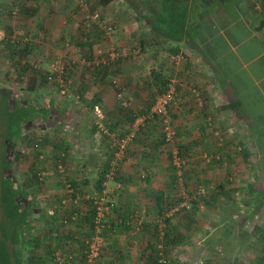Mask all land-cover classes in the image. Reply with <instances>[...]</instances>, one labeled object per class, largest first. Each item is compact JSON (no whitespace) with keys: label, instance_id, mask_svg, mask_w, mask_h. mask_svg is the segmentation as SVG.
Masks as SVG:
<instances>
[{"label":"crops","instance_id":"1","mask_svg":"<svg viewBox=\"0 0 264 264\" xmlns=\"http://www.w3.org/2000/svg\"><path fill=\"white\" fill-rule=\"evenodd\" d=\"M187 6L192 13L179 35L169 32L172 25L156 21L153 8H132L128 51L121 41L123 32H118L115 46L123 60L118 68L109 67L103 79L87 66L110 63L103 49L104 57L95 61L100 54L96 47L99 30L80 25L70 33L58 25L61 31L54 35L58 39L54 45L62 46L68 40L60 39L65 34L74 38L64 53L69 60L66 83L42 87L38 81L34 93H17L23 105L40 112L28 129L45 148L54 146L55 135L60 133L68 149L69 179L87 183L86 189L96 192L93 182L96 185L103 169H111L112 176L103 185L115 209L108 215L100 264H153L159 243L170 264H264V0H188ZM103 33L108 32L103 29ZM86 38L91 46H83ZM43 63L45 71L38 72L46 76L49 61ZM155 70L167 82L165 91L171 83L176 88L177 106L171 115L178 134L176 149L186 162L183 184L172 174L169 178L164 167L165 161L172 160V146L162 141V125L157 120L141 122L137 146L127 157L114 153L115 130L127 122L119 113L121 103L112 77L132 98L130 109L137 113L136 122L154 103L151 89H159ZM200 91L203 107L194 103ZM29 93L34 96L31 104ZM189 93L193 100L184 104ZM199 153L210 162L208 166L226 168L221 174L206 171L215 183L208 196L198 194L196 184L189 185L190 177L202 176L196 175L202 169H194ZM188 165L192 166L189 170ZM59 183H53L54 190ZM43 185L47 187L46 182ZM183 193L188 194L190 211L171 212ZM65 198L69 199L67 207L59 212L66 211L70 218L67 226H59L55 204L39 203L45 211L32 224V234L40 246L23 253L26 260L32 258L31 264H84L85 248L80 243L89 230L75 221L84 223L87 207L74 205L68 195ZM215 205V212L200 214L199 210Z\"/></svg>","mask_w":264,"mask_h":264},{"label":"rangeland","instance_id":"2","mask_svg":"<svg viewBox=\"0 0 264 264\" xmlns=\"http://www.w3.org/2000/svg\"><path fill=\"white\" fill-rule=\"evenodd\" d=\"M24 1H25L24 4L29 7H32L33 4L38 5V12L34 15L30 13L22 14V12L19 10V7L16 6L15 4V3H19L20 1L0 0V85L4 87V90L7 89L5 91H7V95H8L7 96L8 98L6 99V98H2L0 93V264H6L8 262L9 256L7 253L8 252L7 249L9 248L12 240H14L17 234L21 232L19 229H16L18 227V222H16V220L17 219L19 220V218L21 219V215L19 218H14L10 206L7 204V202H4L2 199V191H3L2 182L4 181L3 180L4 176H6L16 184L17 182L22 185L27 184L31 174L29 168L31 167L32 163L35 162L34 159L36 158L35 156L36 153L34 154L35 151L33 150L30 151V150L34 144L33 141L35 139L37 140L38 143H40L38 140L39 137L37 138V136L32 135L31 131H29V133L27 134L28 135L27 139L29 142L27 143V141H25V146L22 145L17 147L14 143L10 142V139L7 138V135L9 136L11 135V131H15L16 121L23 118V116H25L26 114L25 110L22 109L21 106L22 100L19 97V94H17L18 91H23V90L31 91L30 86H32L33 88L35 87V85L39 81V76L36 74L37 71L38 70L45 71L43 68L46 65L43 63L44 61L46 63L47 61H49L48 71H50L51 64L54 58L61 57L65 61L66 68L68 69L69 60L66 61V56L64 55V53H66V49H68L69 47L71 49L74 43L73 41L74 38L72 35L67 36L65 34L64 36H60V39L62 38L67 39L66 37H68V40L62 41L64 47L63 44L62 46L54 45V43L58 41L57 38H54V35H57V32L61 31L60 29L58 31V25H61V28L63 27L64 30L66 28L65 31L68 30L70 33L77 31V29L81 27L80 25H84V26L86 25V27L95 26L96 31L99 30V34H100V36H98L100 40L96 45V47L98 48L97 49L98 51L97 50L96 51L97 53L100 52V54L95 55L96 56L95 61H98V59L104 57V55H102L103 50H105L109 54L110 58L108 57L106 59L110 60L112 58L111 54L114 50H116L118 53H121L116 48L118 43L117 42L118 32H123V34H121L120 36L121 41L125 42L126 52L128 51V38H129L128 35H129V25H130L129 23L131 16L134 15L132 14L133 13L132 8L128 7V5L121 2V0H110L108 1L107 5H103L101 0H71L72 1L71 3L69 0H24ZM91 7L94 8L93 11ZM155 10H158V12L160 11L159 5L157 6V8H155ZM94 12L99 13L100 17L93 22L90 20V18L88 19L87 16L92 15ZM139 25L140 23L138 22V26ZM108 27H112L113 30L108 31ZM170 28H168L169 32L171 30H174L173 28L172 29ZM103 29L107 30L108 35L103 33ZM94 33L96 34V32ZM5 35H8L9 38L11 37L12 42L14 44L18 41L17 46L11 48L6 45L7 44L6 42L4 41L2 42L1 40L2 38H4ZM28 41L30 42L31 49L28 50V52L24 53L25 54L24 57H21L18 52L24 50L25 44ZM73 49L75 48L73 47ZM79 58L80 60H82V62H84L83 59L84 57L79 56ZM79 58H77L78 59L77 61H79ZM86 61L88 60L86 59ZM24 63L25 65H30L28 68L29 71L24 70L23 68L25 66ZM23 76L27 77V80L26 79L23 80L22 78ZM23 81L27 83H24ZM69 89L71 90V92H73L71 88ZM201 90L203 91L204 89L201 88ZM202 91L196 92V94L198 93L199 96L197 95L196 97L197 100H195L196 102H194L201 107L204 106V103L201 104L200 102L204 101L203 92L205 90L203 92ZM34 92L35 90L32 91V93ZM32 93L31 95L29 93V97H28L29 100L31 99ZM55 96L59 98L58 95ZM188 96L189 97L186 98L184 104H187L186 101L189 102L193 100L192 93H189ZM190 97H192V99ZM134 128H135L134 124L130 126L128 123L121 122L120 128L115 130V136L121 138L123 135H126ZM157 128H158V133L161 137V131H160L161 128L158 125ZM18 131L19 130H17V132ZM57 136H59L58 141H60V133L59 135L57 134ZM116 137H115V141L117 139ZM132 143L133 142H131L127 147L129 149L131 148L130 153L132 152L133 147L137 146L135 145V143L133 144ZM171 146L172 147L170 151L172 156V152L177 146V143ZM43 149L48 155L47 157L49 158L47 163L51 164L50 167L46 168L47 170H45L44 168L45 171H43L45 172L44 181L46 182L47 187L45 188L44 186L45 188L44 189L43 185L35 184L34 186L30 185L27 188H29V190L31 191L30 195H32V197H34V199L37 200V202L43 203L46 206H48V204L52 206L55 204L57 206L56 209L58 210V212L55 211L56 214L54 215H56L57 222L60 224L59 226H61L62 224L60 222V218L62 212H59V209L61 205V200L62 198H64L62 195L65 191V184H64L65 177L61 175L57 171V169H55L54 166H52V160L55 159L54 158L55 156L53 157V155H55L54 153L57 152L55 151L54 146L50 147V149L49 147L46 148L44 147ZM23 150H25V152H23ZM18 152H20V154L23 153L22 154L23 157H19L16 160H14L15 165L12 166L11 165L12 160L16 158L15 156H17ZM58 152L60 151L58 150ZM128 153L125 154L126 157ZM200 155H201L200 161L194 166L196 167L194 169L196 170L202 169L201 172L198 171L196 174L202 176L197 177L199 178L198 180H196L193 177H190L189 185L194 186V184H196L195 185L197 186L196 188H198V186L203 188L206 192L205 195L208 196L207 193L209 191H212L213 188L212 186L215 185V183L209 177L208 175L209 173H207L206 171H213L217 174H221L226 171V168L223 166V167H219L216 170L214 167L208 166V163L210 162H208L207 159L204 156H202V154ZM7 157L9 159L8 160L9 162L7 161ZM123 165H125V163ZM190 166L191 165L187 166L188 170L189 168L192 167ZM164 167L167 170H169L168 171L170 173L169 178H171V174H172L173 177L176 176L177 177L176 180L179 181L177 174L178 169L173 164L172 160L165 161ZM67 173L70 174L69 168L67 169ZM60 179H62L63 181ZM165 179L166 178H164V180ZM194 179L195 182H192ZM55 181H57V183L61 182L59 183L58 188H56L57 191L54 190L53 188V183ZM93 185L95 187L94 182ZM110 187H115V186H110ZM89 190L93 191L92 188H90ZM109 201L114 202L112 198H109ZM215 208L216 205L215 207L214 206L206 207L205 210L204 209L199 210V212L202 215H210L211 211L214 212L216 211ZM35 229L38 231L36 227ZM42 233H44L43 230L41 231V234ZM6 255L8 257H6Z\"/></svg>","mask_w":264,"mask_h":264},{"label":"trees","instance_id":"3","mask_svg":"<svg viewBox=\"0 0 264 264\" xmlns=\"http://www.w3.org/2000/svg\"><path fill=\"white\" fill-rule=\"evenodd\" d=\"M18 1H20V2L15 3V4H16V6L19 7V10L22 12V14L30 13V14L34 15L38 12V5L33 4L32 7H29V6H26L24 4V2H25L24 0H18ZM101 1H102L103 5H107L108 1H110V0H101ZM121 2L128 5V7H131L133 9H137V10L141 9V10L145 11V9H148V8L152 9L153 8L154 12H156V17H155L156 21L158 23L164 22L166 25H172L171 27H173V29H174L173 30L174 35L180 34L179 32L189 22L188 20L190 19V15L192 13V11L189 12V10H188V6H187L188 0H121ZM155 5L156 6L159 5V7H160L159 12H158V10H155V8H156ZM91 9H92V11L94 10L93 7H91ZM1 41L6 42L7 43L6 45L8 47H11V48L17 46V42H18L17 41L14 44L12 42L11 37L9 38L8 35H5ZM87 41L88 40L86 38V40L83 41L84 43H82L83 46H91L89 44V42H87ZM30 49H31V45H30V42L28 41L25 44L24 50L19 51L18 53L20 54L21 57H24L25 56L24 53L28 52V50H30ZM174 52H176V51H174ZM90 58H92L91 55H90V57H88V61L91 60ZM122 60L123 59H121V56H119V57L115 58L113 61H111V59L107 60V61H110V63H109L110 65L107 63L106 64L100 63L98 65L97 64L95 65V63H91L90 65H87V66L90 70L95 71L97 73V75L98 76L100 75V78L103 79L106 77V75H107L106 71L109 69V67L111 68V66H112L114 69L116 66V68H118ZM24 65H25V63H24ZM29 66L30 65H25L23 67L24 70L29 71V69H28ZM66 70H68V69H66ZM154 72L155 73L153 76L159 82V89H157V91H155V92H153V90L151 89L152 94H151L150 98H151V100H153V102L155 101L154 99H155V96L157 94L163 93L165 91V89H166L165 87H166V83H167L164 76L161 74L160 70H155ZM36 74L38 76L40 75L39 76V82H40V85L42 87L46 86L47 83H53V82L57 81V80H54V81L49 80V78H48L49 77V71L47 72L46 76H44V74H42V72H38V71ZM113 78H114V75L112 77V81H113ZM65 80H66V76H65ZM23 82L27 83L25 81H23ZM111 85H112V82H111ZM30 88H31L30 90L32 92L33 90H35L36 87L33 88L32 86H30ZM5 90H7V89H5ZM5 90H4V87L2 85H0L1 97L7 99L8 95H7V91H5ZM92 101H94L92 103V105L95 106V104L97 103V100L93 99ZM31 102L32 101L30 100L29 103L31 104ZM50 104L52 106L54 105L53 102ZM21 106H22V109L25 110L26 114H25V116H23V118H21L17 121L15 120L16 121L15 131H11L10 136L7 135V138L10 139V142L14 143L17 147L20 146L21 141L23 142L21 144V146L22 145L25 146V141H27V143L29 142L27 139V136H28L27 134L29 133L28 128L32 124V122L35 121L34 119L37 120L38 116L40 115V112L37 113L34 110L32 111L30 108H28L27 106H25L23 104H21ZM119 113L121 114V118L124 121H126L130 126L133 125V123L135 122V119L137 117V115H136L137 113H135V111L133 109H130V107L125 108V107L121 106ZM13 116H14V114H13ZM146 121H148V120H146ZM26 123H28V124L26 125ZM44 126H45V124H44ZM20 128H21V131H20ZM17 130H19V131L17 132ZM15 133H16V135H15ZM55 136H57V134ZM137 139H139L138 134L135 136V138L133 139L132 142L136 143ZM45 140L47 141L46 138H45ZM58 140H59V136L55 137L53 143H54L55 151H57V152L54 153L55 155H53V157L55 156V159H54L55 161H57L58 158H61L62 161L65 163V156L61 157V152L65 153V155H66L68 149L66 150V147H64L61 137H60L61 141H58ZM163 141H164V139H163ZM39 142L40 143H38L36 139L33 141V143H34L33 146L38 143L42 150L34 152V154L36 153L35 154L36 158L34 159L35 162H33L31 167L29 168L31 174H30V179L28 180L27 184L22 185V184H19L17 181H16L17 182V184H16V183L12 182V180L6 176H4V179H3L4 181L2 182V188H3L2 199H3V201L7 202V204L10 206L11 211H12V215L14 218H19L21 215V219L20 218H19V220L15 219L16 222H18V227L16 229H19L21 232L19 234H17V236H16V238H14V240H12L9 248L7 249V251H8L7 253L9 256L8 257L6 255V257H8V262H7L8 264H31L30 263L32 260L31 257H29L30 259L28 258L29 261L23 257L24 250H26V248H32L33 249V247L35 249H37L40 246L39 240L37 238L33 237L32 224L34 222H36L37 219H39V217H40L39 214L43 213L45 211V209L40 206L39 202H37V200H35L34 197H32V195H30L31 191L29 190V188H27L28 186H30V185L34 186L35 184L43 185L45 181H44V179L41 178L39 172L47 170L46 168L50 167V165H51L50 163H47V161L44 162L43 160L39 159V154L44 151V149H43L44 148V142L41 140H39ZM127 147H126L123 155L121 156V158H124L126 153H128V152L130 153L131 148L129 149ZM58 150L60 152H58ZM118 150H119V143L117 142V145L114 148V153L116 154L118 152ZM137 152L138 151H136V153ZM22 154H20V152L17 153V156H15L16 158L12 160V163H11L12 166L15 165L14 160H16L19 157H23ZM8 160L9 159L7 157V161ZM54 160H52V161H54ZM120 160H122V159H120ZM44 163H45V165H44ZM110 165H112V163H110ZM52 166H54L56 169V166L54 163H52ZM44 168H45V170H44ZM109 171H111V169H109L107 167L101 171V177L95 185V188H96L95 191L97 193H102L104 191L105 187H104L103 183L109 177V174L111 173ZM67 179H68V181H70L72 183V185L76 191H79L82 193L83 191L88 190V189H86L87 183H84V185H82L75 179H69L68 175H67ZM43 188H44V185H43ZM67 195H68V192H66V189H65V195L64 196L66 197ZM110 203L114 204L113 209H115V203L112 201ZM171 204H172V202H171ZM79 206H83L85 208L87 207L86 213L83 216V222L84 223L81 225L80 222H77V219L75 222H76V225L79 224L78 226H82L83 228H87L89 230L87 233V235H88L91 232H93V230L95 228V209H94L93 205L90 202L86 201L85 199H80ZM64 212H66V211H64ZM64 212H62L63 216H61L60 222H61V224L67 226L68 223H70V218L67 217L64 214ZM15 216H17V217H15ZM64 221H67L68 223L65 224ZM139 226L141 227V224ZM83 228L81 229V231L83 230ZM16 229H15V231H16ZM87 229H85V230H87ZM106 230H107V228L104 229L103 235H104V232H106ZM81 234H83V233H81ZM165 243H167V242H165ZM165 243H164V245H165ZM80 246H82L83 249L85 248V252H84L85 255H84V262H83L85 264V257H86L85 241L81 242ZM163 250H164L165 256H167L166 255V253H167L166 249L163 248ZM10 252H11V254H10ZM158 256H159L158 254L155 255V260H154L153 264H160L158 261ZM60 260L61 259H59V261Z\"/></svg>","mask_w":264,"mask_h":264},{"label":"built area","instance_id":"4","mask_svg":"<svg viewBox=\"0 0 264 264\" xmlns=\"http://www.w3.org/2000/svg\"><path fill=\"white\" fill-rule=\"evenodd\" d=\"M99 17L100 14L97 12H94L92 15L87 16V18L88 19L90 18V20L93 22L97 20ZM112 30H113L112 27H108V31H112ZM111 56L112 58L115 59L120 55L116 50H114ZM66 69H67L66 63L61 57L54 58L51 64V69L49 71V77H48L49 80L50 81L57 80L65 84L66 83L65 75L67 72ZM113 85L116 89V96L120 101L121 106L125 108L131 107L133 105L132 98L126 96L124 88L121 87L120 83L116 79L113 80ZM176 106H177L176 88L171 83L165 92L160 93L155 97V101L150 111L147 113V115H145L144 117H139L136 120V122L134 123L135 128L126 135H123L121 138H118L119 150L116 153L117 156L121 157L123 155L126 147L133 141V139L137 135V131L139 129L141 122L145 120L159 121L160 124L162 125L164 143L168 145L175 144L177 141L178 134L172 122L171 111ZM217 134L219 133L217 132ZM32 150L40 151L42 149L40 145L37 143L31 148L30 151ZM23 152H25V150H23ZM47 156L48 155L46 154V152L43 151L39 154V159L43 160L44 162L48 161ZM64 156L65 153L61 152V157ZM54 161H52V163L55 164L57 171L65 177L64 179L65 189L66 192H68V196L71 197V201L73 202V204L79 206L80 199H85L86 201L90 202L95 209V228L93 232H91L89 236L85 239V245H86L85 264H100L103 250L105 247L103 231L105 228H107L108 215L112 212L114 204L110 203L106 190H104L102 193L90 191L89 189L87 191H83L82 193L76 191L72 183L68 181L66 177V175H68L67 173L68 167L66 163H64L61 158L57 159V161L55 162ZM172 161L173 164L178 169L177 174H178L179 182L183 184L184 182L183 167L185 166L186 162L183 159L179 148L176 149L175 147V149L173 150ZM39 174L41 178L44 179L45 172L40 171ZM109 176L111 177L112 173H110ZM203 193H205V190L200 187L198 194H203ZM182 198H183L182 201L178 205L174 206L171 209V212L175 213L177 211H180L181 209L184 210L191 209V202L189 200L188 194L185 193L184 195H182ZM68 200L69 199L67 198H63L61 200L60 208L67 207ZM64 223L67 224L68 222L64 221ZM163 248H164L163 244L159 243L158 261L160 264H170V259L167 256H165ZM194 264H199V263L196 262Z\"/></svg>","mask_w":264,"mask_h":264}]
</instances>
